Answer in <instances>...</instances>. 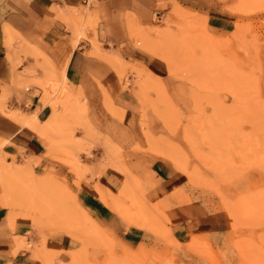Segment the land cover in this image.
I'll use <instances>...</instances> for the list:
<instances>
[{"label":"rangeland","instance_id":"1","mask_svg":"<svg viewBox=\"0 0 264 264\" xmlns=\"http://www.w3.org/2000/svg\"><path fill=\"white\" fill-rule=\"evenodd\" d=\"M157 8L150 25L129 19L140 38L152 35L149 50L168 70L157 75L120 60L121 71L114 54L108 60L142 109L150 143L145 153L151 162L166 160L182 178L169 205L188 207L186 240L174 238V219L160 204L145 203L136 185L121 193V217L125 228L138 224L151 232L126 242L124 230L101 232L67 186L37 181L15 158L0 154L2 201L15 216L31 218L40 234L62 231L91 246L96 256L88 261L82 255L81 264H264V0H159ZM85 13L79 34H96L97 17ZM64 79L56 74L38 84L44 105L58 117L54 125L47 122L60 145L54 160L69 168L78 187L88 173L123 170L130 155L90 126Z\"/></svg>","mask_w":264,"mask_h":264},{"label":"crops","instance_id":"2","mask_svg":"<svg viewBox=\"0 0 264 264\" xmlns=\"http://www.w3.org/2000/svg\"><path fill=\"white\" fill-rule=\"evenodd\" d=\"M158 2L0 0V154L15 158L17 165L37 176V181L50 179L67 186L79 209L101 232L115 235L124 230L126 242L141 237L143 231L151 232L138 224L125 228L121 193L131 185H136L145 203L160 204L166 217L174 219L176 223L172 220L169 228L175 239L183 242L190 234L187 205H177L178 209L169 205L181 190L177 185L181 187L182 178L166 160L151 162L152 157L145 153L150 143L142 125V109L108 60L114 54L115 64L122 69L125 65L120 60L157 75L168 70L166 62L149 50L148 45L155 43L152 35L140 38L137 24L129 19L134 15L138 24H152ZM85 10L97 17L96 34L94 30L85 36L78 32L81 17L88 16ZM132 29L139 34L131 33L132 37L148 51L135 45ZM56 74L66 79L68 95L79 97L90 126L117 141L121 153L130 155L123 161V170L88 173L77 187L69 168L54 160L61 151L58 136L49 130L48 123L54 125L58 117L53 116L50 105H44L38 83ZM36 90L41 93L36 94ZM1 181L5 182L0 175V264H81L82 255L88 261L96 256L79 237L62 231L43 235L31 218L15 216L2 201L5 185L3 189ZM103 196L119 210L112 209ZM27 241L32 242L30 248Z\"/></svg>","mask_w":264,"mask_h":264},{"label":"bare ground","instance_id":"3","mask_svg":"<svg viewBox=\"0 0 264 264\" xmlns=\"http://www.w3.org/2000/svg\"><path fill=\"white\" fill-rule=\"evenodd\" d=\"M116 65L118 66V69L119 70H121V71H123L124 69H122V67L120 66V64L119 63H116ZM65 80V79H64Z\"/></svg>","mask_w":264,"mask_h":264}]
</instances>
